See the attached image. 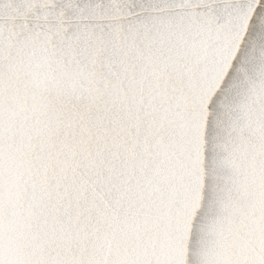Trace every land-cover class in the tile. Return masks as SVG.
<instances>
[{
  "label": "snow or ice",
  "instance_id": "1",
  "mask_svg": "<svg viewBox=\"0 0 264 264\" xmlns=\"http://www.w3.org/2000/svg\"><path fill=\"white\" fill-rule=\"evenodd\" d=\"M0 264H264V0H0Z\"/></svg>",
  "mask_w": 264,
  "mask_h": 264
}]
</instances>
